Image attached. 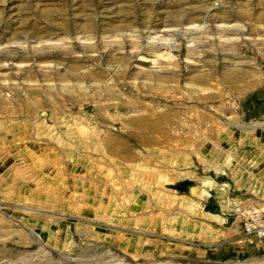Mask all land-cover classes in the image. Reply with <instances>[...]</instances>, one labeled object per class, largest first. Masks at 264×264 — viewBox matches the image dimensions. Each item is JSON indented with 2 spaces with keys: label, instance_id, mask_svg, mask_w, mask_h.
Instances as JSON below:
<instances>
[{
  "label": "rangeland",
  "instance_id": "rangeland-1",
  "mask_svg": "<svg viewBox=\"0 0 264 264\" xmlns=\"http://www.w3.org/2000/svg\"><path fill=\"white\" fill-rule=\"evenodd\" d=\"M261 204L264 0H0V264H264Z\"/></svg>",
  "mask_w": 264,
  "mask_h": 264
},
{
  "label": "built area",
  "instance_id": "built-area-1",
  "mask_svg": "<svg viewBox=\"0 0 264 264\" xmlns=\"http://www.w3.org/2000/svg\"><path fill=\"white\" fill-rule=\"evenodd\" d=\"M244 235L264 238V204L238 209Z\"/></svg>",
  "mask_w": 264,
  "mask_h": 264
},
{
  "label": "bare ground",
  "instance_id": "bare-ground-1",
  "mask_svg": "<svg viewBox=\"0 0 264 264\" xmlns=\"http://www.w3.org/2000/svg\"><path fill=\"white\" fill-rule=\"evenodd\" d=\"M148 75H150L151 78L154 79L155 81H161V83L162 82L163 83L164 82L167 83L168 81H171L173 78H176L175 75H178V73L171 72L170 74H168L170 76H160L161 74H154V73L153 74H148ZM224 75H227V78L229 80H231V82H234L235 81V78H237V76H235V75H241L242 76V75H246V73L241 72L240 70H236V69H229V70H227V73H224ZM232 79H233V81H232ZM149 115H151V114H149ZM154 115H157V119L159 118V119H163V120L166 119L165 117H167V114L166 113H160V114H158V113L155 112ZM146 119H147V116H146ZM146 119H144V120H146ZM152 119H153V117H152Z\"/></svg>",
  "mask_w": 264,
  "mask_h": 264
}]
</instances>
